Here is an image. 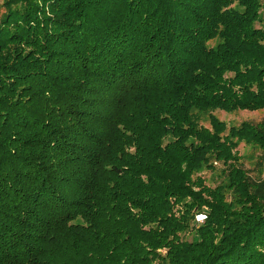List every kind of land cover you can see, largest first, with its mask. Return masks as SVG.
<instances>
[{
	"label": "trees",
	"instance_id": "1",
	"mask_svg": "<svg viewBox=\"0 0 264 264\" xmlns=\"http://www.w3.org/2000/svg\"><path fill=\"white\" fill-rule=\"evenodd\" d=\"M0 18V264H264V119L194 113L264 110V0H0Z\"/></svg>",
	"mask_w": 264,
	"mask_h": 264
},
{
	"label": "rangeland",
	"instance_id": "2",
	"mask_svg": "<svg viewBox=\"0 0 264 264\" xmlns=\"http://www.w3.org/2000/svg\"><path fill=\"white\" fill-rule=\"evenodd\" d=\"M2 3V1H1ZM232 8L235 10L243 11L244 9L238 4V2H235L232 5ZM4 8H2V11ZM259 26V25H258ZM2 27V21L0 18V28ZM219 41L216 40L215 42H212V45L215 47ZM9 53V52H7ZM8 56L14 57V55L9 54ZM195 117H197V123L199 122V125L210 127V115L213 114L215 117H217L220 121H223L227 124L228 128L239 126L243 122H252V123H258L261 120L264 119V110L257 111V112H236V113H226L224 111H216V112H200L197 113V111H194ZM238 152L239 155L242 157L244 166L247 170H252L255 167H257V162L261 159L262 152L259 150V148L255 147L253 144H248L246 140L238 141ZM221 169L222 167L219 165L218 169ZM220 171L217 172H211L207 169H203L200 172V175L205 177L207 179L208 185H215L217 182L214 183L215 179L219 176ZM204 212H207V209H204ZM203 214H199L196 216V220H200V222H203L205 218L202 217ZM198 217V218H197ZM201 219H203L201 221Z\"/></svg>",
	"mask_w": 264,
	"mask_h": 264
},
{
	"label": "built area",
	"instance_id": "3",
	"mask_svg": "<svg viewBox=\"0 0 264 264\" xmlns=\"http://www.w3.org/2000/svg\"><path fill=\"white\" fill-rule=\"evenodd\" d=\"M203 218H204V216H202ZM203 219H201V221H202Z\"/></svg>",
	"mask_w": 264,
	"mask_h": 264
}]
</instances>
